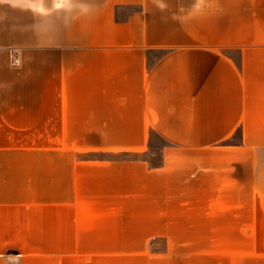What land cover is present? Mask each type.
Returning <instances> with one entry per match:
<instances>
[{"label": "crops", "instance_id": "0c3cea01", "mask_svg": "<svg viewBox=\"0 0 264 264\" xmlns=\"http://www.w3.org/2000/svg\"><path fill=\"white\" fill-rule=\"evenodd\" d=\"M154 239L264 264V0H0V264Z\"/></svg>", "mask_w": 264, "mask_h": 264}, {"label": "rangeland", "instance_id": "374dc122", "mask_svg": "<svg viewBox=\"0 0 264 264\" xmlns=\"http://www.w3.org/2000/svg\"><path fill=\"white\" fill-rule=\"evenodd\" d=\"M154 147L155 148L150 150V154H148V159L151 161V163H157L159 160V149L161 146ZM148 155L144 153L138 156L131 152H119L117 154L92 152L85 155L84 157L87 160L96 161L118 159L124 160L137 157L147 159ZM136 247L140 249L149 248L151 250H158L164 247V242L158 239H154L149 242H136L130 240L76 241V248H89L92 252L101 250V252L106 254L102 255L101 257L98 255H92L90 258V264H145V255L140 256L139 258L132 256V250H134Z\"/></svg>", "mask_w": 264, "mask_h": 264}, {"label": "built area", "instance_id": "2783aa9c", "mask_svg": "<svg viewBox=\"0 0 264 264\" xmlns=\"http://www.w3.org/2000/svg\"><path fill=\"white\" fill-rule=\"evenodd\" d=\"M13 64L15 66H19L20 65V60H19L17 55H15L14 58H13Z\"/></svg>", "mask_w": 264, "mask_h": 264}]
</instances>
